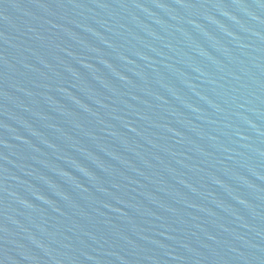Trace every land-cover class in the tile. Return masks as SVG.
Listing matches in <instances>:
<instances>
[{
  "label": "water",
  "instance_id": "obj_1",
  "mask_svg": "<svg viewBox=\"0 0 264 264\" xmlns=\"http://www.w3.org/2000/svg\"><path fill=\"white\" fill-rule=\"evenodd\" d=\"M0 264H264V0H0Z\"/></svg>",
  "mask_w": 264,
  "mask_h": 264
}]
</instances>
